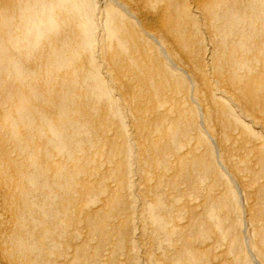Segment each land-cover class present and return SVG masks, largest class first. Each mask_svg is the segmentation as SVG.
Instances as JSON below:
<instances>
[{
    "label": "bare ground",
    "instance_id": "1",
    "mask_svg": "<svg viewBox=\"0 0 264 264\" xmlns=\"http://www.w3.org/2000/svg\"><path fill=\"white\" fill-rule=\"evenodd\" d=\"M240 211L264 220V0H0V264H218L226 234L264 264Z\"/></svg>",
    "mask_w": 264,
    "mask_h": 264
},
{
    "label": "rangeland",
    "instance_id": "2",
    "mask_svg": "<svg viewBox=\"0 0 264 264\" xmlns=\"http://www.w3.org/2000/svg\"><path fill=\"white\" fill-rule=\"evenodd\" d=\"M238 195H240L241 196V199L242 200H240V205L242 206V207H244V208H248L250 205L251 206H253V207H249V209L251 208L252 210L251 211H253V213H255V211L257 210V209H255L256 208V206H259V203L256 201V203H252V200L251 199H248L249 198V196H248V194L243 190L241 193H238ZM248 197V198H247ZM247 198V199H246ZM256 199V198H255ZM251 200V201H250ZM257 200V199H256ZM188 201V203H192V202H195V201H197L196 200V196H193L192 198H191V200H187ZM250 202V203H249ZM254 204V205H253ZM256 205V206H255ZM255 207V208H254ZM140 213H136L135 214V216L133 217V224L138 228V231H137V234H138V237H141V239H143L144 238V235L146 236L147 234L146 233H144V235H143V230H145V229H143V224L142 223H140V221H139V219H137L136 220V218H138ZM240 216H237V221L239 222L240 221V224L239 225H241L243 228L244 227H247L246 228V230H244V234H243V242L245 243L244 244V246L247 244V246H250V251H253V252H251V253H253L254 254V256L253 257H251V254H250V256H249V258L251 257L252 259L254 258V257H256V259H261L260 261H263V263H264V220H262V222H261V224L263 225V228L261 227L262 225L261 224H259L257 227L259 228V227H261V228H259V230H258V228L255 226V222H258V221H253V222H247L246 220H247V218L246 217H244V216H242V213H241V211L238 213ZM235 219V216H233L232 217V219ZM243 218H244V220H243ZM231 219V221H234V220H232ZM243 221H244V223H243ZM245 222H246V224H245ZM251 223H254V225H252ZM245 224V225H244ZM249 224V225H248ZM139 226H141V227H139ZM250 226V227H249ZM253 229H252V228ZM255 228H257V230H256V232L254 231V229ZM260 230H262L261 232H260ZM255 232V233H252V232ZM258 232L260 233V234H258ZM245 235V236H244ZM254 235H256L255 237L257 238V239H255V237H254ZM260 235H263L262 236V238H261V236ZM224 237H222L221 239H220V242L222 243V247L220 248V250H215L213 253L215 254H213L214 255V257L216 258V261L217 262H219L218 264H225V262L227 263H229V260H227V258H230V255L228 254V249H227V245L225 244V242H226V240H230V241H232V236L230 235V237H229V235H223ZM146 238H148V237H146ZM226 239V240H225ZM252 239H254V241H255V245H254V241L252 240ZM259 239V240H258ZM261 239V240H260ZM257 240V241H256ZM225 241V242H224ZM242 242V241H241ZM262 242V243H261ZM261 243V244H260ZM159 243H157L156 242V252H157V254L160 256V258H161V255H162V253H164V251L166 252V246L164 247V246H159L158 245ZM225 245V246H224ZM261 246V247H263V249L261 248H257V247H259V246ZM160 247V248H159ZM246 247V246H245ZM219 251H221V252H219ZM259 251H261V253L259 252ZM145 252H146V248H145ZM216 253H217V255H216ZM221 253V254H220ZM224 253H226V255L227 256H225L224 255ZM147 254V253H146ZM223 254V255H222ZM222 255V256H221ZM256 255V256H255ZM227 257V258H226ZM224 258H226L224 261H223V259ZM222 259V260H221ZM252 259L250 260L251 262H252ZM221 261H222V263H221ZM232 262V261H231Z\"/></svg>",
    "mask_w": 264,
    "mask_h": 264
}]
</instances>
